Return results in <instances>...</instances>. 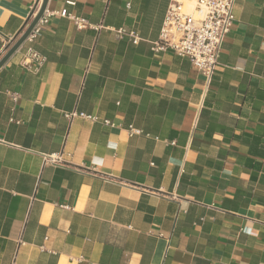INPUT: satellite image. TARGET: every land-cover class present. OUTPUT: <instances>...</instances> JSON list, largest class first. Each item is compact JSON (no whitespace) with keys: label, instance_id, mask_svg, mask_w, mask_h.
Wrapping results in <instances>:
<instances>
[{"label":"crops","instance_id":"0c3cea01","mask_svg":"<svg viewBox=\"0 0 264 264\" xmlns=\"http://www.w3.org/2000/svg\"><path fill=\"white\" fill-rule=\"evenodd\" d=\"M42 2L0 0V60ZM168 3L47 0L0 67V264H264V0H237L208 83L151 51Z\"/></svg>","mask_w":264,"mask_h":264},{"label":"built area","instance_id":"2783aa9c","mask_svg":"<svg viewBox=\"0 0 264 264\" xmlns=\"http://www.w3.org/2000/svg\"><path fill=\"white\" fill-rule=\"evenodd\" d=\"M237 0H169L166 14L162 23L158 40L151 44L154 53L172 51L175 54L186 57L196 70L208 83L217 67L222 44L234 22V6ZM68 6H74V2H66ZM38 13L36 10L33 17ZM63 18L72 20L78 29L88 26L85 19L76 18L62 10L58 13ZM52 14L44 11L26 40L32 43L46 28ZM97 29V28H96ZM124 29H119L116 34L123 35ZM129 38L133 44L139 39L130 32ZM27 60L37 66L44 63V58L36 52L28 50ZM26 64V63H25ZM64 118L72 121L75 118L98 122L94 116L83 113H66ZM102 124L113 126L109 121L103 120ZM129 136L139 135L141 132L129 128ZM45 162L54 165L62 163L61 156L52 155ZM44 251L43 248H40Z\"/></svg>","mask_w":264,"mask_h":264},{"label":"water","instance_id":"95a60500","mask_svg":"<svg viewBox=\"0 0 264 264\" xmlns=\"http://www.w3.org/2000/svg\"><path fill=\"white\" fill-rule=\"evenodd\" d=\"M47 0H43L41 7L36 14V16L33 18L31 23L29 24L26 31L22 34V36L19 38V40L10 48V50L7 52V54L0 60V67L5 63V61L17 50V48L26 40L30 32L32 31L33 27L36 25L38 20L42 17L45 8H46Z\"/></svg>","mask_w":264,"mask_h":264}]
</instances>
